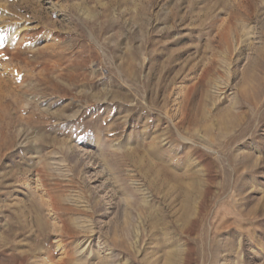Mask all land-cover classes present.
<instances>
[{"label": "rangeland", "instance_id": "374dc122", "mask_svg": "<svg viewBox=\"0 0 264 264\" xmlns=\"http://www.w3.org/2000/svg\"><path fill=\"white\" fill-rule=\"evenodd\" d=\"M0 264H264V0H0Z\"/></svg>", "mask_w": 264, "mask_h": 264}]
</instances>
